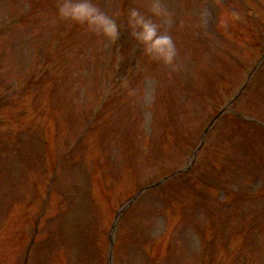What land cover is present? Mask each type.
I'll use <instances>...</instances> for the list:
<instances>
[{"label": "rangeland", "instance_id": "rangeland-1", "mask_svg": "<svg viewBox=\"0 0 264 264\" xmlns=\"http://www.w3.org/2000/svg\"><path fill=\"white\" fill-rule=\"evenodd\" d=\"M93 3L124 29L113 51L112 39L60 19L58 0H0V264H109L121 206L187 167L198 134L261 61L191 172L144 194L118 223L112 258L260 264L264 0H163L166 18L151 15V0ZM131 9L172 36L174 66L144 54ZM13 16L22 22L9 31ZM30 227L37 243L25 260Z\"/></svg>", "mask_w": 264, "mask_h": 264}, {"label": "clouds", "instance_id": "clouds-1", "mask_svg": "<svg viewBox=\"0 0 264 264\" xmlns=\"http://www.w3.org/2000/svg\"><path fill=\"white\" fill-rule=\"evenodd\" d=\"M150 13L156 18L170 16L163 6V0H151ZM57 15L62 20L86 25L90 30L110 40L119 33L116 21L101 12L93 0H58ZM127 19L132 35L142 46L146 56L166 66L175 65L177 48L171 35L162 32L159 24L136 9L128 11Z\"/></svg>", "mask_w": 264, "mask_h": 264}]
</instances>
